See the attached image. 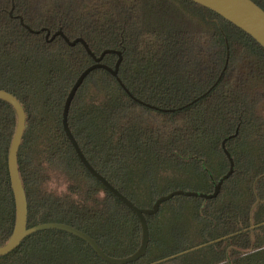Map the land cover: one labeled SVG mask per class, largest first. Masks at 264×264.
Returning <instances> with one entry per match:
<instances>
[{"label":"trees","instance_id":"obj_1","mask_svg":"<svg viewBox=\"0 0 264 264\" xmlns=\"http://www.w3.org/2000/svg\"><path fill=\"white\" fill-rule=\"evenodd\" d=\"M251 1L264 10V0ZM19 16L51 36L62 30L71 41L83 38L96 56L121 51L118 76L128 91L174 110L139 104L104 69L85 79L71 103L69 127L86 159L139 208L190 183L212 193L213 178L230 168L226 140L235 169L219 195L178 196L146 216L147 253L131 264H264V48L190 0H0V90L16 97L26 114L18 169L28 228L70 225L115 258L139 248L138 218L85 168L62 123L68 94L94 59L81 44L31 33ZM227 48L228 66L213 87ZM117 59L107 54L102 63L113 68ZM16 126L14 108L0 100V247L16 222L8 169ZM0 264L109 263L80 238L44 230Z\"/></svg>","mask_w":264,"mask_h":264},{"label":"water","instance_id":"obj_2","mask_svg":"<svg viewBox=\"0 0 264 264\" xmlns=\"http://www.w3.org/2000/svg\"><path fill=\"white\" fill-rule=\"evenodd\" d=\"M190 1L195 2L217 13L219 16H221L228 22L235 25L237 28L241 29L242 31L250 35L264 48V10H262L253 1L251 0H190ZM10 15H12V11L10 12ZM18 18L20 19L21 24L31 33L39 34L42 32H46L45 38L48 42L53 41L56 37H61L69 46L73 47V46H76L77 44H81L85 48L87 53L94 59V64L86 68L81 73V75L78 77V79L76 80V82L74 83L72 89L70 90L68 94V97L65 101L64 110H63V119H62L63 129H64V132L67 138L70 140L72 146L74 147L79 159L81 160L85 168L90 172V174L93 177H95L111 194L117 197L119 201H121L125 206H127L137 216L140 227H141L142 239H141V244L135 253H133L132 255L128 257L115 258V257H111L107 255L100 248V246L96 243V241L92 237H90L88 234L70 225H66L63 223H44V224H40L32 228H28V201H27V196L25 193V189L22 185V180L19 174V169H18L19 148H20L25 130L27 128L26 114H25L24 107L22 106V104L16 97H14L12 94L4 90H0V100H3L9 103L14 108L16 115H17V126H16V130H15V133H14L11 145H10L9 156H8V169H9L11 186H12V190H13V194L15 198V205H16V222H15V227H14L11 237L9 238V240L7 241L5 245L0 247V257H3L9 254L10 252L14 251L22 243V241L31 234L44 231V230H58V231L69 233L85 241L102 260H104L105 262L109 264H131V263L137 262L138 260H140L146 255L148 245H149V240H150L149 226H148L146 216L156 215L160 211V208L164 203L178 196L199 197L205 200H211V199H215L219 195L223 182L227 180L233 174L234 169H235L234 160L232 156L230 155V153L228 152V150L226 149V140L223 141L222 148L224 150L225 155L227 156L229 160L230 168L228 172L225 175H223L218 181H216L213 178L214 191L212 193L208 194V193H201V192H196V191L175 190L167 195H163L157 198L151 208H139L132 201H130L125 195H123L120 191H118L86 159L85 155L81 151L69 127L68 115H69L71 103L77 91L83 85L85 79L93 71L97 69H104L107 72H109L112 76H114L119 82V84L122 86V88L126 91V93H128L129 96L133 98L139 104L145 107L154 109L156 111H161V112H169V111H174V110L161 109L159 107L147 104L135 98L128 91V89L125 87V85L122 83L121 79L118 76L120 65L123 60V54L121 51L107 49V50H104L100 54V56H96L83 38L79 37L71 41L63 33L62 30L56 31L51 36V32L49 29L42 28L40 30H34L24 23V20L22 19V17L19 16ZM107 54H115L118 56L117 62L113 68L102 63L104 57ZM228 62H229V50L227 48V56H226V62H225L224 68L218 80L213 85V87H215L218 84L219 80L222 77V74L224 73V71L226 70L228 66ZM205 95H202L200 98H203ZM184 253L185 252L175 255L173 257H170V258L177 257ZM164 260H167V259H164ZM164 260H161L158 262H162ZM158 262H155L153 264H157Z\"/></svg>","mask_w":264,"mask_h":264},{"label":"rangeland","instance_id":"obj_3","mask_svg":"<svg viewBox=\"0 0 264 264\" xmlns=\"http://www.w3.org/2000/svg\"><path fill=\"white\" fill-rule=\"evenodd\" d=\"M138 177H139V175H138ZM138 185L140 186V182L139 181H138ZM201 185H202V183H190L187 187H184V189H179V190L196 191V190L199 189V186H201ZM203 185H205V184H203ZM184 209H185V207L183 208V211H184ZM168 215H169V218L172 219V221L175 220V218H176V212L175 211L172 212V209H170V211L168 212ZM167 232H168V228L165 229V233L166 234H167ZM167 238L168 237L166 235V239ZM192 238H194V237H192ZM170 244H173L172 241H170Z\"/></svg>","mask_w":264,"mask_h":264}]
</instances>
